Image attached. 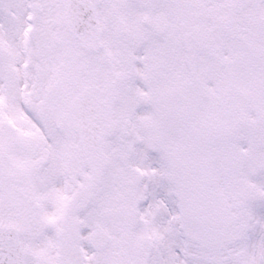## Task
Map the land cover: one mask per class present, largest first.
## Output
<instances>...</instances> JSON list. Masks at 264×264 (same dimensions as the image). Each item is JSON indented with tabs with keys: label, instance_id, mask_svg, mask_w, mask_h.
Returning <instances> with one entry per match:
<instances>
[{
	"label": "snow or ice",
	"instance_id": "snow-or-ice-1",
	"mask_svg": "<svg viewBox=\"0 0 264 264\" xmlns=\"http://www.w3.org/2000/svg\"><path fill=\"white\" fill-rule=\"evenodd\" d=\"M0 264H264V0H0Z\"/></svg>",
	"mask_w": 264,
	"mask_h": 264
}]
</instances>
